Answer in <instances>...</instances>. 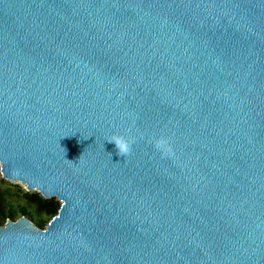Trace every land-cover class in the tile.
Returning a JSON list of instances; mask_svg holds the SVG:
<instances>
[{"label":"water","instance_id":"obj_1","mask_svg":"<svg viewBox=\"0 0 264 264\" xmlns=\"http://www.w3.org/2000/svg\"><path fill=\"white\" fill-rule=\"evenodd\" d=\"M0 173V264H264V0H0Z\"/></svg>","mask_w":264,"mask_h":264},{"label":"trees","instance_id":"obj_2","mask_svg":"<svg viewBox=\"0 0 264 264\" xmlns=\"http://www.w3.org/2000/svg\"><path fill=\"white\" fill-rule=\"evenodd\" d=\"M21 190V189H19ZM60 208L55 199H44L39 193L25 192L13 195L0 188V226L7 220H17L22 216L29 218L36 226L45 228Z\"/></svg>","mask_w":264,"mask_h":264},{"label":"clouds","instance_id":"obj_3","mask_svg":"<svg viewBox=\"0 0 264 264\" xmlns=\"http://www.w3.org/2000/svg\"><path fill=\"white\" fill-rule=\"evenodd\" d=\"M107 141L115 144L118 155L122 157L130 155L137 142L135 138L124 134H113ZM151 143L162 158H169L175 155L174 147L169 137L163 135L153 137Z\"/></svg>","mask_w":264,"mask_h":264},{"label":"rangeland","instance_id":"obj_4","mask_svg":"<svg viewBox=\"0 0 264 264\" xmlns=\"http://www.w3.org/2000/svg\"><path fill=\"white\" fill-rule=\"evenodd\" d=\"M0 188L6 191L7 190L10 191L11 193H13V195H22V193L27 192L25 186L21 185L20 183L19 184L12 183L10 181L3 179L1 173H0Z\"/></svg>","mask_w":264,"mask_h":264},{"label":"bare ground","instance_id":"obj_5","mask_svg":"<svg viewBox=\"0 0 264 264\" xmlns=\"http://www.w3.org/2000/svg\"><path fill=\"white\" fill-rule=\"evenodd\" d=\"M21 184V183H20ZM22 185V184H21ZM24 186V185H23ZM25 189L27 190L26 186ZM33 193H39L40 195L42 194L39 190H34Z\"/></svg>","mask_w":264,"mask_h":264}]
</instances>
